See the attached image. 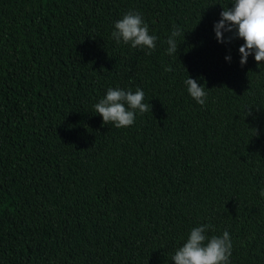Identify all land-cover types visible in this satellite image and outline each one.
<instances>
[{"label":"trees","instance_id":"obj_1","mask_svg":"<svg viewBox=\"0 0 264 264\" xmlns=\"http://www.w3.org/2000/svg\"><path fill=\"white\" fill-rule=\"evenodd\" d=\"M232 2L0 0V264H174L207 224L229 232L230 264H264V64L217 41ZM130 10L151 55L112 39ZM109 88L142 89L149 110L104 125Z\"/></svg>","mask_w":264,"mask_h":264},{"label":"clouds","instance_id":"obj_2","mask_svg":"<svg viewBox=\"0 0 264 264\" xmlns=\"http://www.w3.org/2000/svg\"><path fill=\"white\" fill-rule=\"evenodd\" d=\"M222 8L221 19L214 25L217 41L224 44L231 43L233 39L243 40L239 48L241 66L247 64L249 56H254L260 67L264 64V0H233L230 6ZM114 29L111 36L117 44L146 49V55L156 50L158 37L150 34L149 26L139 12L128 11L114 23ZM226 34L230 35L226 38ZM181 35L182 30L174 26L166 40L168 55L177 53V38ZM226 60L230 62L231 56ZM165 71L172 72L173 68L166 66ZM184 83L189 95L204 106L207 100L205 88L190 76ZM144 97L145 93L140 88L134 92L109 88L94 109L103 118L104 125L111 123L118 129L130 127L134 125L137 113L144 114L149 110L150 105L144 102ZM251 115L252 110H248L247 116ZM260 195L264 197V190ZM210 230L214 231L211 224L191 229L186 242L172 257L174 264H230L233 244L229 232L209 236Z\"/></svg>","mask_w":264,"mask_h":264}]
</instances>
